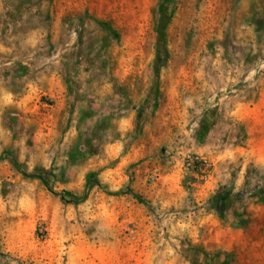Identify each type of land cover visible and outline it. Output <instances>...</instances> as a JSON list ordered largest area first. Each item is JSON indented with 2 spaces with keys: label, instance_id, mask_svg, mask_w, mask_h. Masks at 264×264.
<instances>
[{
  "label": "rangeland",
  "instance_id": "1",
  "mask_svg": "<svg viewBox=\"0 0 264 264\" xmlns=\"http://www.w3.org/2000/svg\"><path fill=\"white\" fill-rule=\"evenodd\" d=\"M177 255L264 264V0H0V264Z\"/></svg>",
  "mask_w": 264,
  "mask_h": 264
},
{
  "label": "built area",
  "instance_id": "2",
  "mask_svg": "<svg viewBox=\"0 0 264 264\" xmlns=\"http://www.w3.org/2000/svg\"><path fill=\"white\" fill-rule=\"evenodd\" d=\"M185 164H186L185 166L188 170L195 172V173H201L202 168L204 166L202 159H200L197 156H193V157L189 158Z\"/></svg>",
  "mask_w": 264,
  "mask_h": 264
},
{
  "label": "crops",
  "instance_id": "3",
  "mask_svg": "<svg viewBox=\"0 0 264 264\" xmlns=\"http://www.w3.org/2000/svg\"><path fill=\"white\" fill-rule=\"evenodd\" d=\"M247 128H248V126H247ZM261 131H262V129H261ZM247 134H248V131H247ZM259 139H262V135L259 137ZM189 263H190V261L188 259H183L181 257V255L173 256L172 258H169L167 256V264H189Z\"/></svg>",
  "mask_w": 264,
  "mask_h": 264
},
{
  "label": "trees",
  "instance_id": "4",
  "mask_svg": "<svg viewBox=\"0 0 264 264\" xmlns=\"http://www.w3.org/2000/svg\"><path fill=\"white\" fill-rule=\"evenodd\" d=\"M61 199L64 201L65 200V197H64V195L63 196H61Z\"/></svg>",
  "mask_w": 264,
  "mask_h": 264
}]
</instances>
